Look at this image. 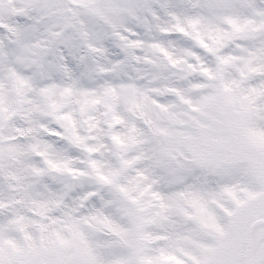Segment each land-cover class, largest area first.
Instances as JSON below:
<instances>
[{"label":"snow or ice","instance_id":"snow-or-ice-1","mask_svg":"<svg viewBox=\"0 0 264 264\" xmlns=\"http://www.w3.org/2000/svg\"><path fill=\"white\" fill-rule=\"evenodd\" d=\"M0 264H264V0H0Z\"/></svg>","mask_w":264,"mask_h":264}]
</instances>
